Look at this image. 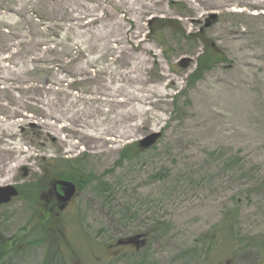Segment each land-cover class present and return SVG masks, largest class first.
<instances>
[{
	"label": "rangeland",
	"instance_id": "rangeland-1",
	"mask_svg": "<svg viewBox=\"0 0 264 264\" xmlns=\"http://www.w3.org/2000/svg\"><path fill=\"white\" fill-rule=\"evenodd\" d=\"M247 2L0 0L30 38L0 54V186L41 188L0 207V242L20 244L0 264H264V4ZM198 34L223 60L193 80ZM67 170L49 254L35 212Z\"/></svg>",
	"mask_w": 264,
	"mask_h": 264
},
{
	"label": "trees",
	"instance_id": "trees-1",
	"mask_svg": "<svg viewBox=\"0 0 264 264\" xmlns=\"http://www.w3.org/2000/svg\"><path fill=\"white\" fill-rule=\"evenodd\" d=\"M34 21V20H33ZM32 21V23H33ZM161 22L165 23L167 22L166 20L160 19ZM3 19L0 18V37L2 38L3 36V49L2 51H0V54H3V51L5 54H7L8 52L6 51V49H4V43L7 40L10 41H14V40H18V41H28L30 38H28L27 36L25 37V39L19 37L20 34L22 32L25 31L26 27H27V23H21V22H17V24L15 23H10V24H2ZM35 23H33V25L30 24V26H34ZM199 39H201L204 42L205 48H204V53L202 55H200V58L198 60V65H197V69L194 71L193 76L191 79L194 80V78H196V76L200 73H202L205 69L212 67L216 62L223 60V55L221 54V52H219L217 50V47L215 45L212 44V42L210 40H208L205 35L203 34V36H201V34H198ZM17 42V41H16ZM31 42V41H29ZM7 45V44H6ZM19 45V44H18ZM18 45H14V48L18 47ZM23 46V45H22ZM24 46H29V44H26ZM31 47V45L29 46ZM17 49V48H16ZM13 51V50H12ZM38 69H36L34 66H30L27 68V72L30 75H34L36 73ZM137 143L135 144H131L130 146H126L124 148V153L123 156L125 155H129L130 152H133L135 149L138 150L137 147ZM139 151H141L139 149ZM66 161H68L69 159H65ZM81 175V173H80ZM79 173L77 170H67L64 171V173L62 175H57L55 178H51L50 181H48V183L44 184V189H47L48 194L51 195V202H53V204H43V206L40 207L39 211L35 212V217L37 218V215L40 219L41 225L39 226L40 230L42 231V237L39 239H36L34 242L39 241L43 244H47L48 246V252L49 254L52 253V249L57 245L58 248V253L59 252V247H60V238L64 239V234H63V229H62V224L61 221L59 219H57L56 215H60L59 214V205H61V203L58 201V199L56 198V196L53 195V182L55 180H69L74 182V184H77L79 187V182H78V178L80 177ZM19 189V197L22 196L23 198H26L27 200L32 201L34 198H37L35 196H39L40 195V191L41 188L39 186L38 182H33L31 184H23L20 186H17ZM54 210H57V212L54 213ZM41 211V212H40ZM50 227V228H49ZM51 228H53L54 230H57V233L55 235H53L51 232L52 230H50ZM223 237L221 238V242H225L227 241V238L229 237L228 234L222 232ZM14 238L16 237H11V239H5V240H1V247H0V261L6 257L8 255V253H11L12 250H17L18 247H20V244H17L16 242H14ZM240 243L236 246V248L238 249L240 247Z\"/></svg>",
	"mask_w": 264,
	"mask_h": 264
},
{
	"label": "water",
	"instance_id": "water-1",
	"mask_svg": "<svg viewBox=\"0 0 264 264\" xmlns=\"http://www.w3.org/2000/svg\"><path fill=\"white\" fill-rule=\"evenodd\" d=\"M210 25V24H207ZM160 132H152L150 135L141 138L138 141V148L150 149L153 144L160 139ZM53 191H55L58 200L65 204L71 200L77 191V184L69 180H55L53 182ZM19 195V190L16 185L0 186V206L9 204L15 197Z\"/></svg>",
	"mask_w": 264,
	"mask_h": 264
},
{
	"label": "flooded vegetation",
	"instance_id": "flooded-vegetation-1",
	"mask_svg": "<svg viewBox=\"0 0 264 264\" xmlns=\"http://www.w3.org/2000/svg\"><path fill=\"white\" fill-rule=\"evenodd\" d=\"M53 195L56 196L55 191L53 192ZM75 197H76V194L74 195V197L71 200H69L65 204L62 203L61 205H59L58 206L59 209L60 210L64 209L65 206L68 205L69 203H71ZM56 198H57V196H56ZM142 241H144V239L139 241L138 237L134 235V237L122 238V239L118 240V244L124 243V244H126V246H130V247L133 246V248L135 246L136 249L141 250L142 247H144L145 244L147 243V238H146L145 242H142Z\"/></svg>",
	"mask_w": 264,
	"mask_h": 264
},
{
	"label": "bare ground",
	"instance_id": "bare-ground-1",
	"mask_svg": "<svg viewBox=\"0 0 264 264\" xmlns=\"http://www.w3.org/2000/svg\"><path fill=\"white\" fill-rule=\"evenodd\" d=\"M248 4L252 6L262 5L264 4V0H251V2H249Z\"/></svg>",
	"mask_w": 264,
	"mask_h": 264
}]
</instances>
